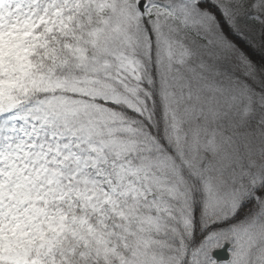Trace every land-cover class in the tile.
<instances>
[{
	"label": "snow or ice",
	"instance_id": "1",
	"mask_svg": "<svg viewBox=\"0 0 264 264\" xmlns=\"http://www.w3.org/2000/svg\"><path fill=\"white\" fill-rule=\"evenodd\" d=\"M0 264H264V0H0Z\"/></svg>",
	"mask_w": 264,
	"mask_h": 264
}]
</instances>
